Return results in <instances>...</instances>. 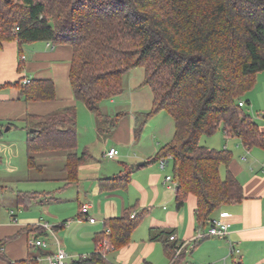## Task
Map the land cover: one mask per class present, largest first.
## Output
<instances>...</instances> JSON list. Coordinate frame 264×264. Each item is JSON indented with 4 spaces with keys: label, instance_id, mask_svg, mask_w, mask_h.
Wrapping results in <instances>:
<instances>
[{
    "label": "trees",
    "instance_id": "trees-1",
    "mask_svg": "<svg viewBox=\"0 0 264 264\" xmlns=\"http://www.w3.org/2000/svg\"><path fill=\"white\" fill-rule=\"evenodd\" d=\"M11 40L20 45L47 41L73 46L70 80L75 98L95 114L100 128L109 131L126 112L107 114L102 103L121 95L127 74L143 66L142 85L151 87L154 103L138 114L135 138H141L148 120L161 111L172 116L174 136L151 161L172 154L177 208L195 195L202 226L220 206L245 199L242 183L229 168L233 151L200 140L222 129L226 137L240 138L245 147L264 150V131L246 103H239L264 71V0H0V49ZM21 89L28 101L55 98L51 79H30L21 83ZM27 121L29 168L45 167L37 161L38 153H65L66 184L75 181L88 156L77 152V107L44 116L30 114ZM222 165L227 167L224 177ZM131 173L130 167L101 178V187L126 188ZM38 197L36 192L19 193L18 203L27 206ZM133 209L106 220V228L94 237L96 250L71 264H114L108 254L130 242L147 212L132 217ZM173 234L161 232L164 251L171 264H183L186 252L177 254ZM6 242L7 238L0 241V248ZM2 257L10 264H33Z\"/></svg>",
    "mask_w": 264,
    "mask_h": 264
},
{
    "label": "crops",
    "instance_id": "crops-1",
    "mask_svg": "<svg viewBox=\"0 0 264 264\" xmlns=\"http://www.w3.org/2000/svg\"><path fill=\"white\" fill-rule=\"evenodd\" d=\"M21 54L25 56L23 60ZM73 57V46L47 41L20 45L11 40L4 42L0 49V131L9 125L10 129L15 128L17 121H24L26 151L28 115L44 116L74 105L77 107V152L88 153L87 160L78 168L77 179L69 184L63 171L66 154L61 152L36 154L37 161L45 165L38 170L29 168L26 151V170L18 176L0 178V241L7 238L0 248V264H10L3 254L13 262L29 260L33 264H48L47 257L59 249L67 253L66 261L71 264L96 250L94 237L106 228V220L122 216L133 207L132 214L137 215L144 209L147 212L133 231L130 242L112 250L108 258L114 264H171L164 251L161 232L173 231L174 241L185 242L192 240L199 229L207 231L209 227L208 222L199 224L195 195L190 194L184 206L177 208L176 188L165 180L172 174V165L162 168L161 160L151 161L173 138L174 120L168 112L161 111L148 120L141 138H135L138 114L150 110L154 103L151 87L142 85L145 68L138 66L127 74L124 92L101 106L107 114L125 111L126 115L112 131L100 128L95 114L73 93L70 80ZM26 79L53 80L55 98L26 100L21 89ZM243 100L253 108L259 100L264 105V71L258 73L255 86ZM258 123L264 131V119ZM236 139L241 142L240 138ZM224 147L229 148V145ZM111 148L119 150L115 158L105 155ZM243 148L253 150L244 145ZM8 160V171L19 173L17 168H21L10 166L13 159ZM142 161L144 165H137ZM245 161H248L247 155H241L229 164L243 185L245 199L220 206L211 217V222L221 218L228 221L229 233L225 237H206L193 248H185L187 259L183 264L194 263L193 254L201 264H232L239 259L244 264H264V161L260 164ZM130 167L131 180L126 188L105 190L101 187V178L113 177ZM226 170L224 165L223 177ZM39 181H51L53 189L40 193L42 191L34 188ZM54 182L58 183L57 192ZM21 183L26 187L22 188ZM26 192L39 194L38 199L27 206L18 203V194ZM86 204L88 214L95 221L81 213ZM223 212L228 215L223 217ZM44 222L51 225V230L39 228ZM47 234L51 236L50 241L45 239ZM32 238L44 240L46 249L31 246Z\"/></svg>",
    "mask_w": 264,
    "mask_h": 264
},
{
    "label": "rangeland",
    "instance_id": "rangeland-1",
    "mask_svg": "<svg viewBox=\"0 0 264 264\" xmlns=\"http://www.w3.org/2000/svg\"><path fill=\"white\" fill-rule=\"evenodd\" d=\"M247 93L243 96L246 99ZM242 98V100H243ZM257 102V106L253 108L251 105L246 104V108L253 115L257 122H261L264 119V105ZM262 102V101H261ZM258 107H262L258 109ZM17 126L10 130H3L2 135L0 136V178H9L10 176H18L21 175L26 170V151H25V139H26V127L24 121H17ZM201 143L203 145H207L209 147L221 149L224 148V145H229V149H231L234 153L233 159H240V156L247 155L248 161L247 163L253 162L260 164L264 161V150L259 147H253L252 151L245 150L241 142H239L236 137L226 138L222 129L218 130L213 135H202ZM221 145V146H220ZM243 150V152H241ZM248 151V152H247ZM8 159H13L10 161V166H18L21 169L18 172H9V164ZM241 161V160H240ZM51 165V164H50ZM172 163L169 162L168 168L171 167ZM221 170H224V165ZM37 173V172H36ZM51 174V170L48 172ZM38 174V173H37ZM224 175V172H223ZM54 191L57 192L56 186L58 183H55ZM20 186L26 187L25 184L21 183ZM34 187L35 189H39L42 191L40 193L51 191V181L49 182H36ZM47 220V219H46ZM45 239L47 241L51 240V236L48 234L45 235ZM46 249V247H44ZM195 254L191 257L192 264H201L200 261L195 259ZM187 259V258H186ZM189 259V258H188ZM47 264V263H46ZM49 264V263H48Z\"/></svg>",
    "mask_w": 264,
    "mask_h": 264
},
{
    "label": "built area",
    "instance_id": "built-area-1",
    "mask_svg": "<svg viewBox=\"0 0 264 264\" xmlns=\"http://www.w3.org/2000/svg\"><path fill=\"white\" fill-rule=\"evenodd\" d=\"M23 58H25V56H22ZM30 81V79H26L24 80V83H28ZM240 105H245V101L244 100H240L239 101ZM105 155L109 158H115L116 156L119 155V150L117 148H111L109 149ZM172 160V154H169L168 157L164 158L161 160V167L165 168L169 165V162ZM165 180L167 182L172 183L174 186H176V180L174 179L172 174H168L165 178ZM81 213L83 214V216H86L88 220L90 221H95V218L93 216H90L89 213V205H84ZM136 215V213L134 212L131 216L134 217ZM223 217L227 216L228 213L227 212H223L221 214ZM208 230L204 231L199 229L196 233V235L194 236V238L190 241H185V242H178V247H177V254H179L181 251H183L185 248H193L194 246H196L197 242H199L200 240L209 237V236H217V237H225L228 233H229V227H230V223L228 221H225L223 218L221 219H214L212 220V222H208ZM41 226H43L44 228L50 229L51 230V225L47 222L41 223ZM171 239L172 240H176V235L173 234L171 235ZM107 241L102 242V245H106ZM29 244L31 246H39V247H46L47 243L42 240V239H38V238H32L29 241ZM233 250H235V248H232ZM67 253L63 250V249H59V251L55 254H51L47 257L49 264H69L66 259H67Z\"/></svg>",
    "mask_w": 264,
    "mask_h": 264
},
{
    "label": "water",
    "instance_id": "water-1",
    "mask_svg": "<svg viewBox=\"0 0 264 264\" xmlns=\"http://www.w3.org/2000/svg\"><path fill=\"white\" fill-rule=\"evenodd\" d=\"M10 128H11V126L9 125V126L6 127L5 130L7 131V130H9ZM34 130H35V128H31V129H30V131H34ZM137 165H139V166H140V165H144V162H143V161H142V162H139Z\"/></svg>",
    "mask_w": 264,
    "mask_h": 264
}]
</instances>
